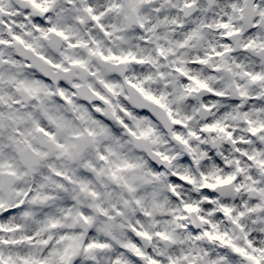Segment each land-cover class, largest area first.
Here are the masks:
<instances>
[{
	"label": "clouds",
	"instance_id": "1",
	"mask_svg": "<svg viewBox=\"0 0 264 264\" xmlns=\"http://www.w3.org/2000/svg\"><path fill=\"white\" fill-rule=\"evenodd\" d=\"M0 264H264V0H0Z\"/></svg>",
	"mask_w": 264,
	"mask_h": 264
}]
</instances>
